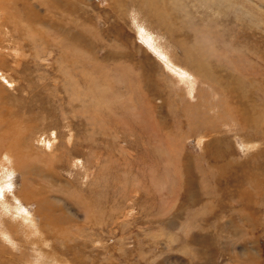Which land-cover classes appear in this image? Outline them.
Returning a JSON list of instances; mask_svg holds the SVG:
<instances>
[{
    "label": "rangeland",
    "instance_id": "rangeland-1",
    "mask_svg": "<svg viewBox=\"0 0 264 264\" xmlns=\"http://www.w3.org/2000/svg\"><path fill=\"white\" fill-rule=\"evenodd\" d=\"M211 2L0 0V144L35 172L0 154V264H264V150L218 127L264 145V0Z\"/></svg>",
    "mask_w": 264,
    "mask_h": 264
},
{
    "label": "bare ground",
    "instance_id": "bare-ground-1",
    "mask_svg": "<svg viewBox=\"0 0 264 264\" xmlns=\"http://www.w3.org/2000/svg\"><path fill=\"white\" fill-rule=\"evenodd\" d=\"M207 1H209V0H207ZM216 1V3H217V0H215ZM215 1H213L212 0V2L214 3ZM212 2H211V4H212ZM218 2H219V0H218ZM220 2H221V0H220ZM223 2V1H222ZM145 3H146V1H145ZM210 3V2H209ZM211 4H210V6H211ZM47 5V4H46ZM215 5V4H214ZM211 8V7H210ZM153 9V8H152ZM156 9V8H155ZM54 11V10H53ZM156 11V10H155ZM153 12V13H157V12ZM211 18V17H210ZM36 20V19H35ZM210 20V19H209ZM212 23V22H211ZM210 24V22H208V25ZM214 24L216 25V21L214 22ZM211 25V24H210ZM212 26H214V25H211L210 27L211 28H208L207 30L209 31V30H211V29H213L212 28ZM50 27V26H49ZM57 28V27H56ZM54 29V28H53ZM138 32H137V34H138V36H140V34H142L143 33V31H144V29L142 28V24H139L138 25ZM51 30V29H50ZM56 30V29H55ZM166 30V29H165ZM214 30V29H213ZM54 31V30H53ZM168 31V30H167ZM55 33V32H54ZM166 34V33H165ZM167 34H169V32L167 33ZM151 39H152V37H151ZM153 40V39H152ZM140 41H141V43H144V44H148L149 43V41H146V36H144V39H140ZM197 42H202L204 45L206 44V43H208V41H209V38H203V39H199V40H196ZM154 43V42H153ZM157 44H158V42H157ZM157 44L155 43L154 44V46H152L151 47V51L153 52V53H155L156 55H158V56H160V60L162 61V63H164V64H168V62H166V57L164 56V54H163V52H161L160 53V51L162 50V49H160L159 48V46H157ZM206 47V48H205ZM205 47H203V48H200V51H202V53L204 54V57H208V58H212V54L211 53H213V52H215V50H214V48H213V46L212 45H209V46H207V45H205ZM148 48H150V44H148ZM199 54H201L199 51H197ZM202 54V55H203ZM218 55V53L216 52L215 54H214V56L213 57H215V56H217ZM190 57V56H189ZM200 61V60H199ZM202 63H206V61L205 60H203V62ZM207 64V63H206ZM195 64H194V62H192V66H194ZM173 66H176V68H177V70L176 69H173ZM210 66V64H208L207 66H206V68H208ZM166 68L171 72V73H175L176 74V76H181V77H184V76H190V77H192L193 75H195L196 76V78L198 77L199 79L200 78H202L203 77V79H206V78H209V80H211L212 79V76L210 75V74H213L212 72H206V74H204V72H203V74H201L200 72V69L199 68H193L192 69V72H189V71H187V70H183V69H178V67H177V65L175 64V63H171V64H169V65H167L166 66ZM200 71V72H199ZM208 71V70H207ZM173 73V74H174ZM191 73H193V74H191ZM235 73H236V71H235ZM174 74V75H175ZM203 79H201V80H203ZM229 79H232L231 77L229 78ZM229 79L228 80H226V82H225V86H222V88H230L231 86H235V87H240V88H242V86H240V84H239V82H237V83H233V84H231L230 82H229ZM195 81H197V79L195 80ZM208 82H210V81H208ZM243 82V81H242ZM241 82V83H242ZM189 83H190V85H192L193 83L192 82H190V80H189ZM213 82H212V80H211V84H212ZM217 83V82H216ZM261 83V82H260ZM202 84H206V81L204 80V81H202ZM210 86V85H209ZM251 89H254V88H251ZM251 89H250V91H251ZM200 92H202V91H200L199 90V94L198 95H200ZM189 94V93H188ZM202 94V93H201ZM115 96V95H114ZM105 97H106V95H105ZM110 98V97H109ZM109 98H106L105 99V101H107V103L108 104H112L111 103V101L109 100ZM200 98V97H199ZM198 98V99H199ZM203 98H206V97H203ZM114 99V98H113ZM115 100H116V98H115ZM203 100V99H202ZM206 100V99H205ZM125 101V100H124ZM129 102V101H128ZM201 102V101H200ZM206 102H208V101H205V103ZM202 103V102H201ZM220 103H221V105H224L225 107H227V103H226V101H224L223 99H221L220 100ZM127 104H129V103H127ZM126 104V105H127ZM133 104V103H132ZM208 104V103H207ZM210 105V104H209ZM203 106V105H202ZM142 108V107H141ZM205 108H206V106H205ZM230 109L232 108V107H229ZM137 109V108H136ZM214 109V107L212 106V108H207L206 110H205V112L206 111H208V112H206V113H208V115L210 114V111L211 110H213ZM143 110V109H142ZM142 112V111H141ZM144 112V111H143ZM193 113H194V115L195 116H199V118L201 117L200 116V113H199V111L196 109V105H194V107H193ZM148 115V114H147ZM149 116V115H148ZM142 117H143V115H142ZM142 117H140L141 118V121H145L146 122V116L144 117V119L142 118ZM219 119H221V118H219ZM226 119V118H225ZM140 120V119H139ZM195 120H196V118H194L193 120H191V119H188V123H190L192 126V128L193 129H199V128H201L202 126H204V125H206L204 122H202V123H193V122H195ZM204 121V120H203ZM238 121V120H237ZM235 119H232V120H229V121H227V124H224L223 122H222V120H221V125H219L218 127H221V128H223L225 125L228 127V130H231V133H230V137L232 138V140L235 142V144H237V142H236V139H239V141H240V143H241V146H239L240 147V149H241V151L243 152V147H244V150H245V152H247V149H252V148H256V146H257V143H259V145H260V149H258L257 150V152L254 154V156H253V158H257L256 157V155L258 154V152L261 150V149H263L264 150V145L262 144V141L260 142V141H258V142H254V143H251V144H249V142H252V141H250V140H248L247 139V137L246 136H242V135H240V134H234L233 133V131L236 129V126H237V122ZM147 123H148V121H147ZM209 124H211L210 122H208ZM194 124V125H193ZM144 125H146V126H143V124H142V126L143 127H149V125H150V123L149 124H144ZM148 125V126H147ZM152 125V124H151ZM153 126H155L156 127V125H154V123H153ZM152 126V127H153ZM143 127H141V128H143ZM154 127V128H155ZM255 127V130H256V125L254 126ZM220 128V129H221ZM252 127H249L248 129H251ZM153 129V128H152ZM148 130V129H147ZM149 131H151V130H149ZM148 131V133H150ZM216 131H218V129L216 128ZM256 131H258V130H256ZM156 132V131H155ZM154 132V133H155ZM213 132V131H212ZM153 133V134H154ZM202 134V135H201ZM214 135L216 134V133H213ZM261 134L263 135V137H262V140H264L263 138H264V130H262L261 131ZM172 136V135H171ZM199 136H202L203 138H207L208 137V132L207 131H205V132H202V133H200L199 134ZM211 138H216V139H218L219 140V142H215V143H213L212 144V147L214 148V149H216V148H219V147H222L223 149H224V151H223V153H215V151H207V150H204L203 148H202V158L201 159H205V154L206 153H211L214 157H218L220 160H219V162H217L215 165H213V166H208V165H205V166H207L208 167V169L210 170V169H212V168H217V167H219V166H221L222 165V161H226V160H228V159H230L232 156V154L230 153V151L229 150H231L230 149V147H229V145L227 144L226 145V142L224 141L223 143L221 142V139L220 138H217L216 136H211ZM223 141V140H222ZM200 146H201V144H200ZM238 146V145H237ZM22 147V145H20V142H18V143H1L0 144V154H2V153H5L6 154V157H8V159L12 162V167H13V169L14 170H26V173H35V172H33V171H28V168H31L32 167V164H30L29 162H27L26 163V161H21V160H24L23 158V156H22V154H21V150H20V148ZM199 147V146H198ZM24 151H26V150H24ZM168 152V151H167ZM25 153V152H24ZM26 154V153H25ZM165 154V153H164ZM164 154H163V156H164ZM168 154V153H167ZM167 154H165V156L164 157H166V155ZM169 155V154H168ZM230 155V156H229ZM0 159H1V157H0ZM19 161H21L20 163H19ZM170 161V160H169ZM232 163V160L230 161V164ZM28 164V165H27ZM186 170V169H185ZM218 177V176H217ZM164 178V177H163ZM162 178V179H163ZM246 178V177H245ZM221 179V178H220ZM248 180V179H247ZM187 183V182H186ZM251 183V182H250ZM165 184H166V182H165ZM188 184H192L193 185V181L191 180V181H189L188 182ZM191 185V186H192ZM260 187V186H259ZM259 187H257L256 185L255 186H253V188H259ZM252 188V189H253ZM255 190V189H254ZM197 198V197H196ZM196 198H194L193 200H195ZM239 211V210H238ZM216 219V218H215ZM231 224V223H230ZM237 228V227H236ZM8 233L10 234V235H13L16 231H15V229H14V227L13 226H11V225H9L8 226ZM235 229V228H234ZM238 230V229H237ZM236 233V232H235ZM36 243H38V241H35V240H33L31 243H28L29 245H33V244H36ZM234 244H235V242H234ZM228 245V244H227ZM1 247V246H0ZM4 247V246H3ZM227 247V246H226ZM5 248V247H4ZM4 251V250H3ZM253 252V251H252ZM251 253V252H250ZM249 253H246L244 256L247 258V255H248ZM256 255V254H255ZM250 256V255H249ZM250 258V257H249Z\"/></svg>",
    "mask_w": 264,
    "mask_h": 264
},
{
    "label": "flooded vegetation",
    "instance_id": "flooded-vegetation-1",
    "mask_svg": "<svg viewBox=\"0 0 264 264\" xmlns=\"http://www.w3.org/2000/svg\"><path fill=\"white\" fill-rule=\"evenodd\" d=\"M212 171V170H211ZM214 172V171H213ZM218 179H220V178H218Z\"/></svg>",
    "mask_w": 264,
    "mask_h": 264
}]
</instances>
